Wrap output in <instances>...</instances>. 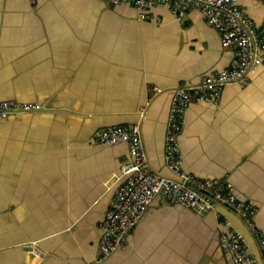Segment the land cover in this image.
I'll return each instance as SVG.
<instances>
[{
    "label": "crops",
    "instance_id": "crops-1",
    "mask_svg": "<svg viewBox=\"0 0 264 264\" xmlns=\"http://www.w3.org/2000/svg\"><path fill=\"white\" fill-rule=\"evenodd\" d=\"M237 1L264 38V0ZM151 12L160 24L140 22L130 4L0 0V101L48 108L0 121V264H96L128 153L123 144L97 146L102 131L139 123L152 170L169 175L175 92L228 69L234 53L197 9L183 22L167 8ZM181 147L184 170L232 183L238 199L259 208L264 231V67L246 88L227 86L219 105H192ZM217 215L264 264V249L236 212L220 206L199 219L163 198L128 249L104 264H233L218 243Z\"/></svg>",
    "mask_w": 264,
    "mask_h": 264
},
{
    "label": "built area",
    "instance_id": "built-area-1",
    "mask_svg": "<svg viewBox=\"0 0 264 264\" xmlns=\"http://www.w3.org/2000/svg\"><path fill=\"white\" fill-rule=\"evenodd\" d=\"M36 1V0H32ZM112 6L130 4L140 22L161 23L152 9L167 8L177 22H183L188 12L197 9L208 25L214 28L222 48L234 53L231 66L221 72H211L196 84L182 83L174 94L165 134L164 162L169 175L152 170L145 141L139 123L116 126L102 131L96 140L99 147L126 145L128 153L121 160L115 194L105 221L100 226L96 264H104L118 251L129 247V236L148 213L157 198H163L172 206L182 207L202 219L207 213H215L220 206L236 212L244 221L252 236L264 249V231L259 229L256 218L259 208L250 201L240 200L232 183L224 180H202L183 168L182 137L187 129V113L192 105L220 104L223 90L237 84L246 88L252 74L264 67V38L237 0H103ZM157 95L158 88L152 89ZM39 103L0 101V121L17 114L47 111ZM218 243L233 264H260L247 238L220 215ZM36 254L35 243L29 246Z\"/></svg>",
    "mask_w": 264,
    "mask_h": 264
},
{
    "label": "water",
    "instance_id": "water-1",
    "mask_svg": "<svg viewBox=\"0 0 264 264\" xmlns=\"http://www.w3.org/2000/svg\"><path fill=\"white\" fill-rule=\"evenodd\" d=\"M141 129H142V127H141Z\"/></svg>",
    "mask_w": 264,
    "mask_h": 264
}]
</instances>
